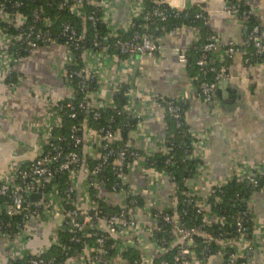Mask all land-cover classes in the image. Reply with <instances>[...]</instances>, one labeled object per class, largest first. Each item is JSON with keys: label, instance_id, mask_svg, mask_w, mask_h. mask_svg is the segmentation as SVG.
I'll return each instance as SVG.
<instances>
[{"label": "built area", "instance_id": "2783aa9c", "mask_svg": "<svg viewBox=\"0 0 264 264\" xmlns=\"http://www.w3.org/2000/svg\"><path fill=\"white\" fill-rule=\"evenodd\" d=\"M121 1L128 6L129 20L120 27L112 22L115 0L58 1L57 5L60 9L66 8L71 15L79 18L82 22H90L94 25L101 22L105 25L107 31L103 37L98 39L99 41L96 39L97 35L94 36V47L92 48L82 44L84 28L78 33L70 26H64L61 35L67 39L64 43H58L49 31L52 26V20L49 17L41 16L40 11H36L33 14L34 22H41L45 28H37L33 23L25 26V17L19 13H8L6 2L0 0V22H6L18 30L15 35H11L5 32L0 25V69L2 67L4 69L2 74L6 73L5 76H7L10 72H14L15 64L21 59V57H13L9 52L13 43L20 44L21 49L27 52L33 51L41 45H62L65 50L63 59L65 75L68 80L76 79L74 85H69L70 95L64 99L71 98L76 89L81 94L79 106L83 108L84 113L94 119H99L102 110L116 108L113 94L121 86L126 85L128 86L124 92L126 103L121 111L134 121L127 136L123 138L120 130L112 129L111 126L94 128L88 123L87 118H84L78 126L74 125L71 128V140L74 147L80 148V153L75 150L64 153L63 149L55 145L54 142L62 141L61 137L54 138L53 136V132L60 128L63 122L64 114L58 108L61 100H45L47 108L39 117L40 119L35 122L37 129L44 128L45 130L42 133L40 147L36 150L33 158L28 161L31 162L30 166L21 168V163L13 164L7 172L0 173V196L9 198L0 205V210L8 216H20L22 220L21 224L4 225L0 222V239L5 251L3 264H23V260L28 264H153L155 257H160L171 249L174 250V264H205L198 258L195 251V237L203 238L204 242L209 245L211 237L204 227L216 221L222 224L223 220H215L214 217H211L207 201H201L195 196L194 178L199 174L200 167L197 168L196 174L185 180L184 194L185 202L196 207V212L201 215L202 224L187 227L177 217L155 207V197L152 196L151 186L156 184V181L161 177L174 183V177L165 171L158 170L153 162L149 163L148 159L152 152L134 147L131 142L132 137H130L132 133L133 137L137 133L142 140L148 139L145 120L137 109L138 106H143L145 100H148V96L138 87L136 77L133 80V85H131L130 66L135 59L141 60L144 57L159 54L164 49L162 38L165 34L156 37L148 28V21L153 17L159 21H164L168 17L179 16L181 12H186L193 6V0ZM240 2L241 0H235L232 4L224 5L222 11L226 16L246 23L247 19L255 13L251 9L240 11ZM147 3H150V8H147ZM15 5L19 4L15 3ZM87 7L91 8L89 13H86ZM196 7L199 8V11L195 14V18L207 24L206 9L203 6ZM137 18H141L144 22L141 26L136 25L135 20ZM136 26L143 31H132ZM190 27L195 30V41H200L201 38L206 41L200 46L203 52L196 61V65L202 73L213 72L215 74L213 81L200 82L197 89L194 87L195 93L204 102L210 103L211 110L216 115L217 111L212 107L216 85L218 81L229 78V72L223 62L239 52L244 57V64L254 62L264 65V26L261 24L252 26L241 42L228 41L225 43L215 32L202 35L198 27ZM179 28L175 27L173 30ZM120 33H132V36L130 40L125 41L120 37ZM109 39L112 41L107 42ZM76 49L79 50L77 56L74 52ZM210 51L216 53L213 62L217 63L218 66H210L207 63L206 53ZM171 52L185 70L187 64L186 48L174 47ZM252 58H255V61H252ZM18 81L20 78L9 84L15 86ZM151 100L156 105L166 109L176 120V126H182L180 118L182 114L185 116L186 111L184 112L180 103H187L188 98L186 96H154ZM72 109H70L68 116L75 118L76 113ZM187 133L190 138L188 156L200 160L205 153L210 132L207 129L188 127ZM116 142L122 144L116 145ZM158 142L156 152L166 156V160L170 162L173 157L171 145L165 137ZM45 146H50L55 150V153L44 152ZM89 159L98 161L93 170H89L86 164ZM53 162H58L57 167L52 168L50 166ZM107 166L115 169L117 174V181L110 190L105 188L101 180L96 179V175L100 173L101 169ZM134 167H137L146 178L148 185L144 190H133L128 187L125 181V174ZM233 167V173L240 180L251 184L254 189L260 188L258 178L264 176L263 168L242 165ZM57 171L66 173V187L59 191L52 184L51 191L42 192L40 198L35 202L29 201L28 198L33 190L50 183ZM100 186L123 199L121 203H117L116 200L105 202L108 205L119 207L120 213L106 214L102 212L98 203V199H103L98 194V187ZM220 187H211L209 195ZM175 189L177 200V187ZM92 190H95V194L90 193ZM134 196L141 198V205H136L137 201ZM127 201L130 202L131 207H127ZM241 202L246 208L245 212L241 214H247L252 222L251 236L247 237L245 234L242 215L235 216L236 237L233 240L225 239L226 237L222 239L223 244L229 243L233 251L226 259L223 258V252L216 254L223 259L222 264H247L248 253L255 250L256 235L262 234L254 226V219L248 207V199H243ZM138 209L147 216L148 225H159L160 222L168 224L170 227L168 238H150L147 240L143 236L135 235L141 225L133 218ZM33 219L41 220L46 226H54V231L48 245L29 253L28 251L24 252L26 248L23 245L29 233L27 222ZM65 224L68 226V230L74 233L71 240L78 241L82 237L93 238V246L84 244L79 251L68 253L70 248L60 242V232ZM78 232L79 234H76ZM108 238L119 240L114 248L113 256H108L106 246V239ZM150 244L154 248L153 253L149 252L148 245ZM52 246H57L66 252L61 262H55L53 259L45 260L44 254ZM127 248H133L140 253V257L134 263L125 262L122 257L123 251ZM27 255L29 258H26ZM211 256L209 255L207 258ZM239 259H245L246 262H238ZM159 264L170 263L161 260Z\"/></svg>", "mask_w": 264, "mask_h": 264}, {"label": "crops", "instance_id": "0c3cea01", "mask_svg": "<svg viewBox=\"0 0 264 264\" xmlns=\"http://www.w3.org/2000/svg\"><path fill=\"white\" fill-rule=\"evenodd\" d=\"M241 1L255 13L260 24L264 26V0ZM192 3L193 6H203L206 9L207 25L210 30L219 34L223 43L241 42L244 39L245 23L226 16L222 11L223 6L230 3L229 0H193ZM114 4L112 22L120 27L129 20L128 6L121 0H115ZM194 32L190 26L172 30L162 38L164 49L161 53L138 60L136 83L148 96V100L137 109L145 120L148 139L142 140L137 133L135 137L133 133L130 137L133 138L131 142L134 147L156 152L158 141L166 134V113L151 98L186 96L188 109L184 116L185 124L210 132L205 153L200 159V172L194 178L195 196L206 202L211 187L222 186L231 178H238L233 173V166L264 169V65L244 64V57L239 52L229 58L226 61L229 78L218 81L216 85L212 102V107L217 111L214 115L210 103L204 102L195 93L186 70L179 65L176 56L171 52L174 47L188 48L194 43ZM64 51L62 45H41L21 57L14 66V72L20 78L15 86L5 82L6 73L2 74L3 67L0 69V173L7 172L13 164L30 161L40 147L45 129H37L35 122L47 108L45 100H62L70 95L63 66ZM134 64L135 60L130 66L131 76ZM262 178V186L248 197L254 226L262 234L256 235L255 250L248 253L247 264H264V176ZM125 181L133 190H144L148 185L145 176L137 167L125 174ZM175 188V184L164 177L151 186L158 210L164 211L176 206ZM98 194L104 202L123 201L120 196H115L102 186L98 187ZM133 218L141 224L135 235L143 236L147 240L154 238L153 231L158 230V224L148 225V218L140 209ZM27 225L29 233L23 245L26 248L24 252L31 253L49 244L54 226H46L39 219L30 220ZM149 228L151 229L148 231ZM151 244L148 245L149 252L153 253ZM4 255L0 239V264L4 262ZM222 261L220 256L212 255L204 262L222 264Z\"/></svg>", "mask_w": 264, "mask_h": 264}, {"label": "trees", "instance_id": "16d2710c", "mask_svg": "<svg viewBox=\"0 0 264 264\" xmlns=\"http://www.w3.org/2000/svg\"><path fill=\"white\" fill-rule=\"evenodd\" d=\"M6 2V11L10 14L19 13L25 17V26L28 24H35L37 28L44 29V25L41 22H34L33 14L36 11H40L41 16H47L52 20V26L49 28L50 33L53 38L56 39L58 43H64L67 39L65 36L61 35V31L64 26H70L72 29H75L78 33L81 32L82 28H84V40L83 45L94 47V36L97 35V40L104 36L106 30L105 25L101 22L91 24L90 22H82L79 18L71 15L66 8L60 9L57 5L59 0H3ZM230 3H234L235 0H229ZM18 3L19 5H15ZM229 3V4H230ZM228 4V5H229ZM147 8H150V3H147ZM249 7L241 1L239 3V10L245 11L248 10ZM91 11L90 7H87L86 13ZM199 11V8L196 6L190 7L186 12H181L179 16H171L168 17L164 21H159L157 18L153 17L148 21V28L151 32L156 36L160 37L164 34L172 31L175 27H183V26H194L198 27L199 32L204 34H213L214 32L210 30L207 24H205L202 20L196 19L195 14ZM137 26H141L142 21L141 18H137L135 20ZM260 24V20L257 16L251 15L246 23V32L254 25ZM0 25L4 28V31L8 34L15 35L18 30L13 28L11 25L6 22H0ZM135 27L132 31L142 32L143 29L139 27ZM131 31V32H132ZM132 33L123 34L120 33V37L122 40H130ZM101 40V39H100ZM99 41V40H98ZM111 42L112 39L107 42ZM206 41L201 38L200 41H195L188 48H186L187 54V64H186V73L192 79V85L197 89L200 82H209L213 81L214 73L206 72L202 73L199 67L196 65V61L199 59L202 54V48L200 47ZM251 51V50H250ZM9 52L13 57H24L29 52L21 49L20 44L13 43L9 48ZM75 56L79 54V50L76 49ZM216 53L214 51H210L206 53L207 63L211 66H218L217 63L213 62ZM229 58L226 59V61ZM252 61H255V58H252ZM226 61L223 62V65L226 66ZM213 62V63H212ZM254 63V62H253ZM18 75L15 72H10L6 78L5 82L14 83L17 81ZM67 78V77H66ZM68 79V78H67ZM76 79L72 78L68 80L69 85H74ZM128 86L123 85L120 89L113 94V100L115 104V109L106 108L101 111V115L99 119H94L90 115L84 113L83 108L79 106L81 102V94L75 89V94L71 98H66L60 101L59 110L64 114L62 126L56 129L53 132V136L61 137L62 141L55 142V145L60 146L64 153L69 150H75L80 153V148H76L73 145V141L71 140L72 135V126H78L80 122L84 118H87L88 123L94 128L107 127L111 126L112 129L120 130V134L123 138L127 136L128 130L131 129L134 121L129 119L126 114H124L121 110L124 104L126 103L124 92L126 91ZM184 112L188 109V101L187 103H180ZM76 113L75 118H70L68 113H70V109ZM165 116V129L166 134L165 138L168 140V143L172 147V160L168 162L166 156L162 155L160 152H154L148 159V162H153L154 166L161 171H165L171 176L174 177V183L177 187V204L174 208H170L164 210V212L168 214H172L174 217H177L178 220L186 225L187 227H195L202 224V217L200 214L196 212V207L192 204H187L185 202V185L184 182L186 179L192 177L196 174L197 168L200 166L201 162L198 159L189 158V153L187 152L189 148V135L187 133L188 126L185 124L184 115L182 114L180 121L182 126H176V120L164 109ZM121 142H116V145H121ZM44 152L46 153H55L50 146H45ZM31 162L21 163V168L29 167ZM58 162H53L50 166L52 168L57 167ZM89 170H93L95 166L98 164V161L89 159L86 162ZM96 179L98 181H102L107 190H110L114 183L117 181L116 170L111 168L110 166L103 167L96 175ZM260 187L263 184V178H258ZM54 184L57 189L63 190L66 187V173L63 171H57L53 180L50 183H46L42 187H36L37 189L33 190L31 196L28 198L29 201L35 202L37 201L42 192L51 191V185ZM259 190V188H253L251 184H248L246 181H242L238 178H231L230 181L223 184L219 189L210 194L207 197V203L210 207V216L214 217L215 220H223V223L214 222L213 224L207 225L204 229L207 233L210 234L211 242L206 244L203 238L195 237L196 247L195 251L202 261H205L207 256L216 255L219 252H223V258L226 259L230 253H232V248L229 244H223L222 239H231L233 240L236 237V224H235V216L244 213L246 208L245 205L241 202V200L248 199L249 195L255 191ZM91 194H95V190L90 191ZM137 201L136 205H141V198L138 196H134ZM9 200L6 196H0V205L5 201ZM99 206L103 213L106 214H118L120 213V209L117 206H110L104 202L103 199H98ZM129 201H127V207H131ZM163 211V210H162ZM244 220L245 226V234L247 237L251 236V226L252 222L249 220V216L247 214H241ZM0 222L4 225L7 224H18L22 223L20 216H8L4 212L0 210ZM158 230L153 231L154 238H164L167 239L170 235L169 230L170 227L168 224L160 222L158 225ZM63 230L60 232V242L66 247L70 248L68 253H74L79 251L84 244L93 246V238H80L78 241L71 240L74 233H71L68 230V226L65 224L63 226ZM76 234H79L76 233ZM119 240L108 238L106 239V246L108 251V256H113L114 248L118 244ZM208 245V246H207ZM207 246V247H206ZM66 252L57 246H52L45 254L44 258L46 261L53 259L55 262H61L65 257ZM173 255L174 250L171 249L164 255L160 257H155L153 264H159L161 260L168 261L170 264L173 263ZM123 258L126 262L134 263L139 257V251L133 248H127L122 253ZM26 258H29L27 255ZM23 264H28L26 261H22ZM238 262H246L245 259H239Z\"/></svg>", "mask_w": 264, "mask_h": 264}, {"label": "water", "instance_id": "95a60500", "mask_svg": "<svg viewBox=\"0 0 264 264\" xmlns=\"http://www.w3.org/2000/svg\"><path fill=\"white\" fill-rule=\"evenodd\" d=\"M137 66H138V59H135L134 69L132 71V76H131V79H132L131 80V85H133V80H134V78L136 77V74H137ZM223 81H225V80H223Z\"/></svg>", "mask_w": 264, "mask_h": 264}]
</instances>
